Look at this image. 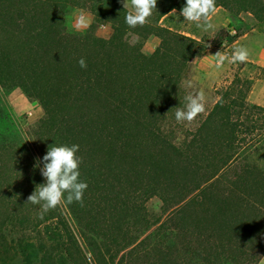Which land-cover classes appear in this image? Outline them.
<instances>
[{
  "label": "trees",
  "instance_id": "1",
  "mask_svg": "<svg viewBox=\"0 0 264 264\" xmlns=\"http://www.w3.org/2000/svg\"><path fill=\"white\" fill-rule=\"evenodd\" d=\"M185 5L157 0L130 28L119 0H0V89L43 111L21 146L0 103V264H261L264 166L253 159L264 157V107L248 101L253 80L237 74L209 111L175 119L193 64L250 29L228 25L207 44L161 23ZM72 8L93 16L86 30L68 25ZM217 8L251 14L264 32V0ZM54 144L79 145L88 187L82 205L64 200L41 217L27 198L46 183L34 164Z\"/></svg>",
  "mask_w": 264,
  "mask_h": 264
},
{
  "label": "rangeland",
  "instance_id": "2",
  "mask_svg": "<svg viewBox=\"0 0 264 264\" xmlns=\"http://www.w3.org/2000/svg\"><path fill=\"white\" fill-rule=\"evenodd\" d=\"M121 4L122 0H119ZM130 5V0H129ZM211 19L214 27L210 30H203L197 27L194 22H189L184 19V17L179 14L167 15L161 23L175 31L185 34L197 40L205 39L206 43L209 44L212 39L217 35V33L222 28H227L228 25L237 26L238 28H247L251 30H256L261 32L260 24L255 20V18L249 13H241L239 16H233L228 11L223 8H217L215 13L212 15ZM83 17L84 24L80 25L79 20ZM229 21H228V20ZM93 22V16L89 11L85 9L72 8L67 16V23L71 28L77 29L79 31L86 30ZM227 22V23H226ZM102 31L109 35L111 29L108 25L103 26ZM233 33V31H232ZM232 43H224L223 47L219 50L211 49L210 52L204 54L205 60L202 63L203 57L193 64L191 71V82L188 85L191 94L196 92L204 93V104L206 113L209 111L215 102L218 100L217 90H220L226 83V81L231 82L234 76L239 74L242 77L252 78L253 82H259L264 84V68L253 67L246 64L243 68L240 62H231V57L233 55V50L230 48ZM157 41L154 39H149L144 45V51L151 54L155 51ZM217 52H222L226 57L224 63L217 66V61L211 55H215ZM221 69V74H220ZM221 76V78H220ZM6 104L9 110V117L13 121L11 125V130L8 131L10 136H13L16 141L23 146L25 138H28L27 131L30 126H33L42 117L43 111L40 105L35 101H30L20 89H13L9 92H4L0 89V103ZM0 120V130L3 128ZM24 149L27 150L26 145ZM28 156V157H27ZM26 156L27 160L33 162V157L29 153ZM258 162L259 165L264 166V157H257L253 159ZM162 203L158 198H153L148 202V209L152 214H159L161 210ZM261 264H264V259Z\"/></svg>",
  "mask_w": 264,
  "mask_h": 264
},
{
  "label": "clouds",
  "instance_id": "3",
  "mask_svg": "<svg viewBox=\"0 0 264 264\" xmlns=\"http://www.w3.org/2000/svg\"><path fill=\"white\" fill-rule=\"evenodd\" d=\"M123 8L130 9L127 11L125 22L130 28L143 26L148 23L153 9H156L157 0H122ZM216 11V0H186V5L181 10V15L186 21L194 22L197 27L207 31L214 27L211 22V16ZM176 14L173 8L167 15ZM79 24H84L83 17L80 18ZM217 61V66L224 63L226 57L222 52L211 55ZM249 58V52L246 48H236L231 57V62H246ZM81 68H87L84 58L78 61ZM191 86V85H189ZM185 107L177 108L175 119L177 122H192L199 114L205 111L204 93L196 92L185 96ZM79 145L71 146L51 145L43 156L42 160L37 158L34 164V170L40 169L41 175L46 178V183L40 184L35 191L28 196L27 203L40 204L43 213L55 209L62 201L68 203L79 202L83 204V194L88 185L79 179V166L81 159L77 156ZM41 163L43 167H40ZM66 194V195H65Z\"/></svg>",
  "mask_w": 264,
  "mask_h": 264
},
{
  "label": "crops",
  "instance_id": "4",
  "mask_svg": "<svg viewBox=\"0 0 264 264\" xmlns=\"http://www.w3.org/2000/svg\"><path fill=\"white\" fill-rule=\"evenodd\" d=\"M211 19H213V16H211ZM239 47H243L248 50L249 58L246 61L248 65L264 68V33L257 32L255 29L248 31L245 35L230 45V48L233 51ZM210 50L211 49H209L208 52H210ZM205 57L206 56L203 57L202 63L205 60ZM248 101L254 105L264 107V84L259 82H255L253 84L252 90L248 95Z\"/></svg>",
  "mask_w": 264,
  "mask_h": 264
}]
</instances>
